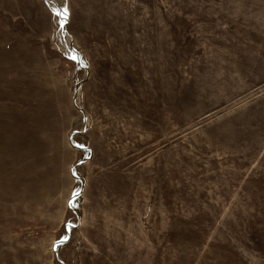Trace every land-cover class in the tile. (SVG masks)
Instances as JSON below:
<instances>
[{"label": "rangeland", "instance_id": "obj_1", "mask_svg": "<svg viewBox=\"0 0 264 264\" xmlns=\"http://www.w3.org/2000/svg\"><path fill=\"white\" fill-rule=\"evenodd\" d=\"M0 264H264V0H0Z\"/></svg>", "mask_w": 264, "mask_h": 264}, {"label": "snow or ice", "instance_id": "obj_2", "mask_svg": "<svg viewBox=\"0 0 264 264\" xmlns=\"http://www.w3.org/2000/svg\"><path fill=\"white\" fill-rule=\"evenodd\" d=\"M67 15V10L65 9V16Z\"/></svg>", "mask_w": 264, "mask_h": 264}]
</instances>
